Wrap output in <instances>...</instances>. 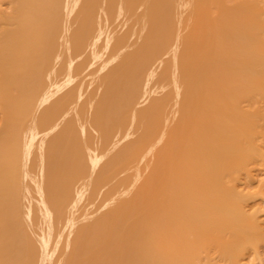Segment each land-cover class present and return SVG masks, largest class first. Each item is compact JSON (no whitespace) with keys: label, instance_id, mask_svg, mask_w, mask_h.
<instances>
[{"label":"bare ground","instance_id":"6f19581e","mask_svg":"<svg viewBox=\"0 0 264 264\" xmlns=\"http://www.w3.org/2000/svg\"><path fill=\"white\" fill-rule=\"evenodd\" d=\"M0 3V264H240L264 0Z\"/></svg>","mask_w":264,"mask_h":264},{"label":"rangeland","instance_id":"374dc122","mask_svg":"<svg viewBox=\"0 0 264 264\" xmlns=\"http://www.w3.org/2000/svg\"><path fill=\"white\" fill-rule=\"evenodd\" d=\"M3 4L5 5L6 2H3L1 4V7L4 8V10H7L9 8L8 7L9 5L4 6ZM7 11H9V10H7ZM244 105L247 106V104H244ZM261 106H263V105L261 104ZM263 131H264V127H263ZM263 149H264V145H263ZM246 164L248 165V167H247L248 171L250 173H252V175L254 176L253 177L254 180H253V182H250V185H249L248 181H245V180L241 181L239 183V185L242 186V187H240V189L243 190L247 186V187L252 188L251 191L256 193L255 195H257V192L261 193V194L254 197V199L252 200V203L254 204V209L257 211V216L264 222V190H263L264 189V165L261 163H258L256 161H246ZM243 185H245V186H243ZM263 228L262 227H256V228H254V230L251 231V234H250V238H251L250 244L251 245H249L245 255L242 258V261L240 262V264H264V230H263ZM248 231L249 230H245L246 233H248Z\"/></svg>","mask_w":264,"mask_h":264}]
</instances>
